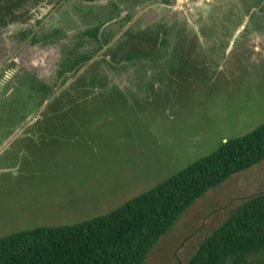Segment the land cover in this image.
<instances>
[{
  "label": "rangeland",
  "instance_id": "obj_1",
  "mask_svg": "<svg viewBox=\"0 0 264 264\" xmlns=\"http://www.w3.org/2000/svg\"><path fill=\"white\" fill-rule=\"evenodd\" d=\"M0 14V73L32 76L0 87V236L104 214L264 121V0H0ZM263 190L261 160L197 198L143 264H185Z\"/></svg>",
  "mask_w": 264,
  "mask_h": 264
},
{
  "label": "trees",
  "instance_id": "obj_2",
  "mask_svg": "<svg viewBox=\"0 0 264 264\" xmlns=\"http://www.w3.org/2000/svg\"><path fill=\"white\" fill-rule=\"evenodd\" d=\"M0 17L3 21L5 15ZM97 29L95 26L85 33L96 39ZM132 56L128 54V59ZM87 57L78 55L66 68ZM62 68L57 70L58 76ZM25 75L28 82L32 76ZM34 81L36 88H44V83ZM261 160L264 121L226 139L210 153L104 214L75 223L36 225L0 236V264H143L152 246L197 198ZM228 261L264 264V190L236 205L200 241L185 264Z\"/></svg>",
  "mask_w": 264,
  "mask_h": 264
},
{
  "label": "flooded vegetation",
  "instance_id": "obj_3",
  "mask_svg": "<svg viewBox=\"0 0 264 264\" xmlns=\"http://www.w3.org/2000/svg\"><path fill=\"white\" fill-rule=\"evenodd\" d=\"M116 3H118V2H116ZM151 4H153V3H151ZM18 31L23 32V30H21V29H19ZM31 34H33V33H31ZM30 41H32V39ZM25 73H28V72L24 71V67H21L18 64H14L13 66H11V64H7L6 67H4L3 72L0 73V87L3 88L6 85V83L10 82L11 80H13V83H14L15 79L22 78L23 74L25 75ZM6 76H8V78H6ZM15 76H16V78H15ZM9 88L12 89V85L9 86Z\"/></svg>",
  "mask_w": 264,
  "mask_h": 264
},
{
  "label": "crops",
  "instance_id": "obj_4",
  "mask_svg": "<svg viewBox=\"0 0 264 264\" xmlns=\"http://www.w3.org/2000/svg\"><path fill=\"white\" fill-rule=\"evenodd\" d=\"M8 134H9V133L5 134V135L2 137V139L0 140V142H2L3 140H4V141H7L8 139L12 138L13 135H11V134L8 135Z\"/></svg>",
  "mask_w": 264,
  "mask_h": 264
},
{
  "label": "clouds",
  "instance_id": "obj_5",
  "mask_svg": "<svg viewBox=\"0 0 264 264\" xmlns=\"http://www.w3.org/2000/svg\"><path fill=\"white\" fill-rule=\"evenodd\" d=\"M1 90H2V89L0 88V92H1ZM0 97H1V93H0Z\"/></svg>",
  "mask_w": 264,
  "mask_h": 264
}]
</instances>
